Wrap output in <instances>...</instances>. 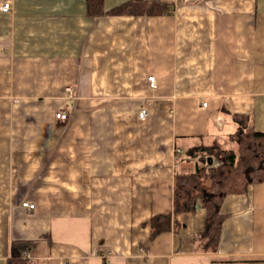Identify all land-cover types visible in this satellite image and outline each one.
Masks as SVG:
<instances>
[{
	"label": "crops",
	"instance_id": "obj_1",
	"mask_svg": "<svg viewBox=\"0 0 264 264\" xmlns=\"http://www.w3.org/2000/svg\"><path fill=\"white\" fill-rule=\"evenodd\" d=\"M129 1L0 0V264H264V181L224 198L213 251L202 208L173 212L196 149L264 132V0Z\"/></svg>",
	"mask_w": 264,
	"mask_h": 264
},
{
	"label": "trees",
	"instance_id": "obj_2",
	"mask_svg": "<svg viewBox=\"0 0 264 264\" xmlns=\"http://www.w3.org/2000/svg\"><path fill=\"white\" fill-rule=\"evenodd\" d=\"M88 14L105 13L103 0H86ZM167 7L162 3L133 0L110 12L114 14H163ZM237 148L226 149L215 142L196 150L199 163L193 172L177 173L173 184V212L189 213L197 207L204 210V227L195 240L204 249L215 250L219 242L224 216L220 212L224 198L231 194L245 193L251 185L264 181V132L250 126L240 127L233 136ZM190 153V152H189ZM218 162V164H215ZM151 236L169 231V215L154 216L150 220ZM20 246L14 245L12 258L7 264H28L19 255Z\"/></svg>",
	"mask_w": 264,
	"mask_h": 264
},
{
	"label": "built area",
	"instance_id": "obj_3",
	"mask_svg": "<svg viewBox=\"0 0 264 264\" xmlns=\"http://www.w3.org/2000/svg\"><path fill=\"white\" fill-rule=\"evenodd\" d=\"M9 9H10V4H9V3L3 5L2 8H1V10H2L3 12H7ZM148 82H149L150 87H152V88L155 87V82H156V81H155V77H154V76H149V77H148ZM203 106H206V103H203ZM145 115H146V112H145L144 110L138 112V117H139V118H143V117H145ZM55 116H56L57 119H59V120H61V121H64V120H66V118H67L66 114H64V113H62V112H58V113H56ZM215 164H218V162H216ZM21 206L24 207V208H27L28 210H33V209H34V205H33V204H30V203H27V202L22 203ZM21 257H22L23 259L25 258V259H28V260H33L31 257H29V256L27 255L26 250H24V251L22 252ZM61 264H66V263L62 262Z\"/></svg>",
	"mask_w": 264,
	"mask_h": 264
},
{
	"label": "rangeland",
	"instance_id": "obj_4",
	"mask_svg": "<svg viewBox=\"0 0 264 264\" xmlns=\"http://www.w3.org/2000/svg\"><path fill=\"white\" fill-rule=\"evenodd\" d=\"M225 148H232V145L229 142L224 143Z\"/></svg>",
	"mask_w": 264,
	"mask_h": 264
}]
</instances>
